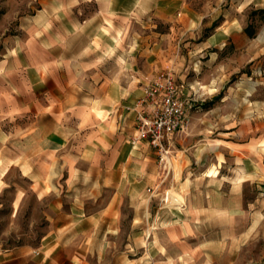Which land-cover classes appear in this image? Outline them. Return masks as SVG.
Returning a JSON list of instances; mask_svg holds the SVG:
<instances>
[{"label": "crops", "instance_id": "1", "mask_svg": "<svg viewBox=\"0 0 264 264\" xmlns=\"http://www.w3.org/2000/svg\"><path fill=\"white\" fill-rule=\"evenodd\" d=\"M36 2L35 12L21 23L25 33L14 41L16 70L25 72L28 81L17 86L19 95L7 115L12 129L0 122V190L17 171L28 180L30 196L44 205L47 224L37 246L4 254L0 264H23L32 252L34 264H134L135 249L145 250V264L169 257L166 264H181L183 247L210 249L215 256L221 242L197 241L209 233L211 214L229 216L223 202L230 177L223 174L226 161L211 160L214 150L205 135L222 127L229 141L219 147L236 145L243 154L235 164L238 185L232 193L244 209L242 188L264 169L262 117L199 112L206 100L199 85L216 87L220 77L206 74L187 81L193 66L179 42L188 41V57L209 58L220 68L232 60L244 67L264 55V21L251 35L245 6L235 15L223 14L197 42L199 29L208 26V18L214 20L213 0ZM252 2L255 10L264 9V0ZM151 15L178 27L177 36L158 35L174 39L172 49L157 45L155 33L143 34L135 47L134 27L138 22L145 27ZM227 48L233 50L231 58H220ZM163 71L174 73L185 96L199 98L188 129L168 142L171 156L181 152L187 162L184 194L175 168L163 180L157 150L146 140L132 141L145 87ZM259 72L255 67L254 74ZM216 122L221 125L214 126ZM236 136L237 143L231 140ZM13 184L19 187L16 212L27 192ZM172 188L182 201L167 206L164 197Z\"/></svg>", "mask_w": 264, "mask_h": 264}, {"label": "rangeland", "instance_id": "2", "mask_svg": "<svg viewBox=\"0 0 264 264\" xmlns=\"http://www.w3.org/2000/svg\"><path fill=\"white\" fill-rule=\"evenodd\" d=\"M252 1L213 0L214 20L208 18V26H202L199 29L196 37L197 42L211 33L215 26L221 22L223 14L229 12L230 16L235 15L245 6L246 19L256 30L264 21V14L263 9L255 10L253 8L255 5ZM37 7L36 0H0V122L5 123L3 126L6 130H11L14 125L13 119L7 115L13 110L15 99L19 95L17 86L20 82L28 81L25 72L23 75L21 70H16V62L13 56L16 48L14 41L25 33V28L21 25L23 18L35 12ZM145 20L147 24L145 27L142 26L141 22H138L139 24L134 27L135 47L142 44L140 39L143 34L155 33L156 37L159 34L167 33L179 35L178 27H174L172 23L158 22L157 16H147ZM158 37L157 45H161L164 50L172 49L174 39H162V35ZM179 43L182 45L181 51L186 57L187 63L193 66V70L189 72L186 78L187 81L195 82L199 76H206V74L214 76V79L220 77L216 87L199 85V92L206 99L199 112L214 111L239 115L250 113L261 115L262 134H264V55L244 67H239L237 62L232 60L228 63L227 68H220L218 63L209 58L200 55L188 57V41L182 40ZM232 55L233 50L227 48L220 58L226 56L231 58ZM255 67L260 71L257 74H254ZM213 124L214 126L221 125L218 122ZM215 129L208 131L205 136L210 147L214 150L211 160L228 163L223 169V174L230 177L229 186L225 189V191L229 190V194L226 195L223 203L224 207L230 208V211L229 216H223L220 219L211 214L207 224L209 233L201 236L197 242L200 245H207V241H219L223 248L213 256L210 249L196 251L183 247L179 250L182 254L181 264H264V169L257 180L248 182L242 188L245 196L243 209L241 202L237 201V196L232 193V187L238 185L237 171L234 170L235 164L239 160V155L243 157V154L236 149V145H231L229 149L220 148V145L225 147L229 139L221 133L224 132V128L221 127L220 132ZM237 137L231 140L237 143L239 140ZM181 158L185 159L181 152L171 156L172 166L175 168V177L177 181L182 183L183 170L187 162L185 160L184 163ZM180 160L184 164L178 166L177 162ZM260 160H262L261 156ZM180 167L183 169L182 173ZM9 182L11 183L8 186L0 190V256L8 254L6 257L13 256V252L20 248L37 246L47 224L45 207L35 201L33 196H30L28 180L20 178L17 171L14 170L9 176ZM13 183L20 184L27 192L26 201L21 203L16 212L14 198L19 187ZM186 189L185 184L182 183L180 193L184 194ZM176 195V190L172 188L169 194V202L165 204L172 206L171 204L175 203L173 197ZM179 200L182 201V198ZM238 205L239 208H237ZM144 254L145 250H133V263L145 264ZM166 254L169 256L168 252ZM33 257V252L25 255L23 264H34V261L31 260L34 259ZM170 260L169 257L167 262L160 264H166ZM149 261L150 264H158L151 258Z\"/></svg>", "mask_w": 264, "mask_h": 264}, {"label": "built area", "instance_id": "3", "mask_svg": "<svg viewBox=\"0 0 264 264\" xmlns=\"http://www.w3.org/2000/svg\"><path fill=\"white\" fill-rule=\"evenodd\" d=\"M198 101L197 97L183 94L172 71L161 72L145 87V95L139 101L142 109L138 113L137 132L132 141L146 140L157 150L163 180L172 171L169 138L188 129L191 112ZM164 202H169V193L165 194Z\"/></svg>", "mask_w": 264, "mask_h": 264}, {"label": "bare ground", "instance_id": "4", "mask_svg": "<svg viewBox=\"0 0 264 264\" xmlns=\"http://www.w3.org/2000/svg\"><path fill=\"white\" fill-rule=\"evenodd\" d=\"M177 165L178 166H180V165H183V161L182 160H180L179 162H177ZM179 169V168H178ZM182 171V167H180V172ZM188 179H187V183H186V186H189V185H187L188 184ZM188 188V187H187ZM183 190H184V188H183ZM183 194V193H182ZM180 198H182L180 195H179V193L176 195V196H174L173 197V202H180ZM179 205V204H178ZM148 231V230H147Z\"/></svg>", "mask_w": 264, "mask_h": 264}, {"label": "trees", "instance_id": "5", "mask_svg": "<svg viewBox=\"0 0 264 264\" xmlns=\"http://www.w3.org/2000/svg\"><path fill=\"white\" fill-rule=\"evenodd\" d=\"M262 12H263V14H264V9L262 10ZM247 31H249V33H250L251 35L254 34V30L252 29V26H251V25L247 28Z\"/></svg>", "mask_w": 264, "mask_h": 264}]
</instances>
